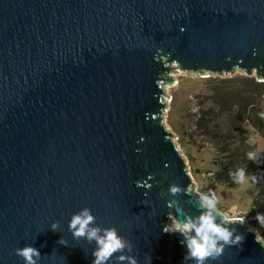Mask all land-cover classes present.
Returning <instances> with one entry per match:
<instances>
[{
  "label": "water",
  "instance_id": "95a60500",
  "mask_svg": "<svg viewBox=\"0 0 264 264\" xmlns=\"http://www.w3.org/2000/svg\"><path fill=\"white\" fill-rule=\"evenodd\" d=\"M172 69L264 82V0H0V264L25 245L38 264H92L68 229L84 207L138 264H194L163 231L168 201L201 211L163 122ZM228 227L242 244L207 264H264L255 231Z\"/></svg>",
  "mask_w": 264,
  "mask_h": 264
},
{
  "label": "rangeland",
  "instance_id": "374dc122",
  "mask_svg": "<svg viewBox=\"0 0 264 264\" xmlns=\"http://www.w3.org/2000/svg\"><path fill=\"white\" fill-rule=\"evenodd\" d=\"M170 75L174 79V84L163 86L164 94L168 97H164L167 104L163 112V122L166 129L175 137L172 140L182 155L187 172L192 178L194 185L192 189L198 194H207L210 189L214 191L218 199L217 207L225 219L242 220L245 218L244 224L257 231L259 237L264 240V228H261L255 219L256 214L252 213V187L257 180L254 168L246 169V174L255 175V182L249 179L243 184L233 183L230 186L213 182V176L208 173L218 170L221 154L217 151L211 136L204 135L196 125L199 110L209 106L213 107L211 90L216 85L213 78H232L235 75L244 74L236 71L231 75L221 77L202 76L197 72H188L190 75L188 76L186 71L172 69ZM225 85L227 86L226 92L234 93L239 88L236 82H227ZM227 121L221 115L215 121L217 127L222 128L224 133L230 127ZM238 132L243 135L248 134L250 144H253L256 149H262L263 139L254 134L252 128L246 123L241 125ZM204 138V142L208 143H201Z\"/></svg>",
  "mask_w": 264,
  "mask_h": 264
},
{
  "label": "clouds",
  "instance_id": "9594fccd",
  "mask_svg": "<svg viewBox=\"0 0 264 264\" xmlns=\"http://www.w3.org/2000/svg\"><path fill=\"white\" fill-rule=\"evenodd\" d=\"M264 119V113L260 114ZM248 160L257 162L255 153L247 154ZM229 175L236 184H243L249 179L255 182V175L246 174L245 168H239L235 172L230 171ZM189 194L188 190L178 184H171L168 188V195L178 197L180 194ZM197 204L201 209L199 215H192L186 212L183 205L178 200L167 202L169 209H174L167 213L168 223L163 231L165 233H179L182 237L181 244L186 247L184 261H193L194 264H207L209 260L219 259L226 246H239L244 240V236L236 233L235 228H229L232 223L245 222V218L239 221H230L223 218L219 211L218 199L211 189L207 194L201 193L197 197ZM255 219L264 228V214L257 213ZM58 222L51 224V230L57 231ZM68 229L74 239H85L89 244L95 243L92 251L94 257L92 264H138L137 258L132 255L133 246L130 241L118 234L115 227H100L96 223V217L91 209L84 207L71 216ZM250 231H254L250 229ZM256 241L264 246L257 231H255ZM58 243L67 246V242L62 238ZM15 255L22 258L24 264H38L41 260V253L31 245H25L15 249Z\"/></svg>",
  "mask_w": 264,
  "mask_h": 264
},
{
  "label": "trees",
  "instance_id": "16d2710c",
  "mask_svg": "<svg viewBox=\"0 0 264 264\" xmlns=\"http://www.w3.org/2000/svg\"><path fill=\"white\" fill-rule=\"evenodd\" d=\"M213 79L216 82L211 90L213 107L199 110L196 119L197 127L204 135L211 136L217 151L221 154L218 170L213 173L212 180L230 186L234 183L229 175L230 171L254 168L257 180L252 187V213L264 214V144L262 149H256L250 144L248 134L243 135L238 132L241 125L246 123L264 142V119L260 116L264 113V82L256 81L253 76L244 75ZM227 82L238 84L239 88L235 90L236 92H226ZM220 115L228 120L227 124L230 125L225 133L215 123ZM204 141L205 138L201 143H208ZM249 152L255 153L257 162L248 160Z\"/></svg>",
  "mask_w": 264,
  "mask_h": 264
},
{
  "label": "built area",
  "instance_id": "2783aa9c",
  "mask_svg": "<svg viewBox=\"0 0 264 264\" xmlns=\"http://www.w3.org/2000/svg\"><path fill=\"white\" fill-rule=\"evenodd\" d=\"M208 175H211V176H213V173H212V172H209V173H208Z\"/></svg>",
  "mask_w": 264,
  "mask_h": 264
},
{
  "label": "bare ground",
  "instance_id": "6f19581e",
  "mask_svg": "<svg viewBox=\"0 0 264 264\" xmlns=\"http://www.w3.org/2000/svg\"><path fill=\"white\" fill-rule=\"evenodd\" d=\"M167 104V103H166ZM199 136V135H198Z\"/></svg>",
  "mask_w": 264,
  "mask_h": 264
}]
</instances>
